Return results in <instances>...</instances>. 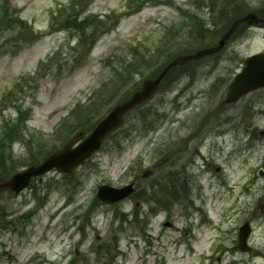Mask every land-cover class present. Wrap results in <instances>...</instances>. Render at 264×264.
I'll use <instances>...</instances> for the list:
<instances>
[{
	"label": "rangeland",
	"instance_id": "1",
	"mask_svg": "<svg viewBox=\"0 0 264 264\" xmlns=\"http://www.w3.org/2000/svg\"><path fill=\"white\" fill-rule=\"evenodd\" d=\"M68 1L0 0V100L21 75L29 81L15 94L21 120L8 104L0 112V137L8 130L0 139L3 177L89 132L172 57L217 45L235 15L264 17V0H145L142 8L141 0H93L66 12L101 21L80 43L77 22H54ZM128 6L136 10L119 17ZM239 32L222 51L174 68L76 171L48 173L35 192L0 193V264H264V86L223 103L243 59L264 51V26ZM147 169L139 187L173 173L187 179L188 196L162 197V205L98 201L99 185L119 187ZM119 209L138 210L144 227L122 220ZM246 222L243 252L238 232Z\"/></svg>",
	"mask_w": 264,
	"mask_h": 264
},
{
	"label": "water",
	"instance_id": "2",
	"mask_svg": "<svg viewBox=\"0 0 264 264\" xmlns=\"http://www.w3.org/2000/svg\"><path fill=\"white\" fill-rule=\"evenodd\" d=\"M241 22L251 24L253 22H264V20L258 18L252 13H248L245 16L236 19L232 23L216 46L198 50L194 54L177 56L167 65V67L156 79H146L140 91L135 92L129 100L116 105L97 123L91 133L86 136L78 144V146L72 147L73 144L83 135L82 132L76 134L72 139H70L62 149L48 155L42 163L38 165H31L28 168L15 173L9 180H3L0 186L10 187L14 192H19L22 188L29 184L32 177L44 174L53 168L59 172H70L86 158H88L94 151L100 148L104 139L122 123V117L128 109L132 108L134 105L142 103L145 99L150 98L152 93L156 90L162 77L172 66L182 64L186 60L199 58L205 54L221 49L229 35ZM244 63V67L235 75L233 81L228 86L225 96V101L228 103L234 102L242 95L264 86V52H257L248 56L244 60ZM148 174L149 171L145 174V176ZM31 185L34 187L36 185V181H31ZM132 191L133 187L131 185L120 189L104 185L99 187L98 197L106 200H110L111 198L119 199L129 195ZM249 233V223L246 222L239 229L238 234L239 246L241 250L245 249V243Z\"/></svg>",
	"mask_w": 264,
	"mask_h": 264
},
{
	"label": "trees",
	"instance_id": "3",
	"mask_svg": "<svg viewBox=\"0 0 264 264\" xmlns=\"http://www.w3.org/2000/svg\"><path fill=\"white\" fill-rule=\"evenodd\" d=\"M92 1L93 0H80V2L77 3L76 0H69L68 3H65L66 5H64L65 7L63 9V13L60 12V16L58 15V17H56V18H59V20H58L59 22L56 21V23H59L62 26L68 25L71 21L77 22V25H74V27L76 28V32L79 33V41H80V43L85 41L84 38H83V35H84V33H87V31H91L92 32V36H95L98 33L99 23H101V21L99 19L97 20L96 17H93L94 22H91L89 17H87V15L82 17V14H79L78 12H76V13H78L79 15H75L73 13L67 15L66 12L67 11H71L72 8L78 9L79 7L82 8V9L78 10V11L82 12V10L86 9L87 6H89L92 3ZM263 5H261V6H263ZM238 16H240V15L239 14L235 15L233 17V19L237 18ZM66 28L70 29L69 26L66 27ZM143 124H144V122H143ZM7 132H8V130L5 131V135L7 134ZM173 190H175V189L173 188Z\"/></svg>",
	"mask_w": 264,
	"mask_h": 264
}]
</instances>
